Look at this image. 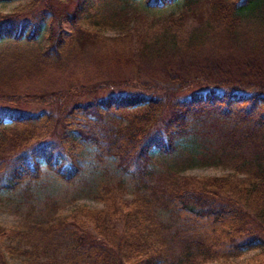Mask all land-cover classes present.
<instances>
[{
	"label": "trees",
	"instance_id": "obj_1",
	"mask_svg": "<svg viewBox=\"0 0 264 264\" xmlns=\"http://www.w3.org/2000/svg\"><path fill=\"white\" fill-rule=\"evenodd\" d=\"M139 1L78 0L64 15L70 31L44 0H0L24 2L0 13V43L37 44L46 34L42 57L56 69L63 50L82 55L106 43L107 31L121 54L122 41L137 37L125 61L110 57L106 79L81 87L78 103L59 106L64 93L56 92L48 111L0 110V191L29 208L19 227L0 225V264H211L264 249V0H146L154 13L178 9L152 24L162 25L153 35ZM192 20L199 27L184 37ZM205 47L219 58L197 61ZM129 61L167 73L160 82L133 79ZM107 90L115 93L101 98ZM0 93L18 106L43 99ZM82 148L131 177L133 200L120 203V183L105 184L102 208L63 214L53 203L36 216L32 184L45 170L78 179ZM195 168L226 175L184 174Z\"/></svg>",
	"mask_w": 264,
	"mask_h": 264
},
{
	"label": "rangeland",
	"instance_id": "obj_2",
	"mask_svg": "<svg viewBox=\"0 0 264 264\" xmlns=\"http://www.w3.org/2000/svg\"><path fill=\"white\" fill-rule=\"evenodd\" d=\"M45 1L47 5L52 6L59 14V21L64 22L65 29L71 31L74 26L69 21H65L64 15L68 13L72 15L74 13L78 0H44V3ZM44 3L39 7H43ZM20 5H24V2L0 3V13H12ZM110 6H115V4L110 3ZM137 9L143 16H146L149 23L146 28L151 27V30L148 29L150 35H153L152 32L159 29L158 26H162L160 22V24H155V26L152 25L157 19L162 21L169 13L178 12V9L173 7L172 9L168 8L162 13H154L147 9L146 0H140ZM34 14L31 13L29 17L31 18ZM52 21L50 20L49 24ZM197 21L199 20L190 21L187 28H185V32L182 34L184 37L190 35L193 27H199ZM45 35L37 44L29 45L25 42L21 44L0 43V91L6 94L15 93L20 96L35 94L43 98L39 101L41 103L38 102L30 106L13 105L1 100L0 110L32 114L48 111L51 107L54 108L52 95L56 92L64 93L62 100L59 98V106H69L73 105V103H78L80 101L79 91L82 89L81 87L90 86L92 83L99 81L98 79L100 78L106 79L108 72L106 65L110 61V57L116 55V52H118L119 58L125 61L128 57L127 52L136 48L135 42L137 40V37H132L126 41H122V43H125V47H123L125 51H123L124 54H121L122 45L119 44L117 46L113 44V39H115L114 31H107L106 43L95 46L88 45L86 49L83 48L86 51L82 55L63 50V65L59 69H56L49 63L48 59L45 60L44 56L42 57V54L48 49L49 45ZM129 45L130 48H127ZM112 47L115 49V54H112V51L109 52V49ZM212 47L216 49L214 45ZM205 50H207V53L197 56V61L203 63L208 61L206 58H216L218 56L216 55V51L210 50L208 47H205ZM27 58L33 61V68L25 65L24 60ZM125 71L133 79L141 77V81L155 80L156 82L162 81V72L167 73L165 68L160 64L157 65V63L138 66L137 62L130 63V61L126 65ZM114 93L115 91L113 90H107V92L101 93L100 97L102 98ZM183 95L188 97L190 93L186 91L181 94V97ZM43 102H48L47 104L51 103V106ZM78 153L79 164L82 167V173L78 179L73 182H66L56 174L45 170L42 178L32 184L34 198L31 204L36 208V216L46 211L48 205L53 203L61 207V213L63 214L69 213L70 210L80 205H86L95 209L102 208L105 205V203L103 204L104 197L102 194L105 184L114 186L120 183L121 186H118L120 193L117 196V199L120 198V203H126L127 206L133 200L134 191L131 177L121 172L112 160L99 161L95 156L93 148H82ZM184 174L191 177L211 178L225 176L226 172L195 168ZM131 206L134 207L133 205ZM28 209V204L23 198H16L15 195L0 191L1 226L8 228L19 227L24 222V216ZM157 214L161 215L163 220L169 221L166 213L161 211L160 213L157 212ZM259 261H264V249L245 253L239 258H234L227 262L222 261L211 264H252Z\"/></svg>",
	"mask_w": 264,
	"mask_h": 264
}]
</instances>
